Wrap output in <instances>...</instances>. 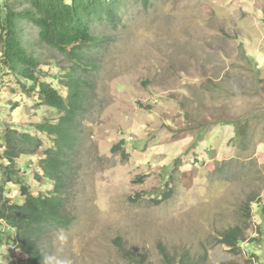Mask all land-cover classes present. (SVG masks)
<instances>
[{"label": "rangeland", "instance_id": "1", "mask_svg": "<svg viewBox=\"0 0 264 264\" xmlns=\"http://www.w3.org/2000/svg\"><path fill=\"white\" fill-rule=\"evenodd\" d=\"M121 6L118 24L92 28L101 44L85 53L96 68L82 74L92 92L69 185L76 220L47 232L42 264H175L184 256L264 264V221L254 214L264 204V0ZM18 24L23 45L41 62V80L64 77L72 66L66 57L35 26ZM58 118L0 66L6 200L23 205L24 183L36 194L54 187L39 176L41 152L5 158V130L35 134V125ZM237 226L241 253L221 239ZM15 239L0 221V264H27Z\"/></svg>", "mask_w": 264, "mask_h": 264}, {"label": "trees", "instance_id": "2", "mask_svg": "<svg viewBox=\"0 0 264 264\" xmlns=\"http://www.w3.org/2000/svg\"><path fill=\"white\" fill-rule=\"evenodd\" d=\"M3 1L0 5V66L14 75L24 93H37L42 105L59 113L58 119L35 125V134L7 128L2 136L4 156L10 162L41 152L39 176L53 183V190L36 194L23 182V205L6 200L5 189L0 185V221L15 229V247L27 255V264H42L41 246L47 232L68 230L76 220L70 208L72 191L69 185L73 157L78 151V138L92 92L90 81L82 74L91 73L96 68L91 67L94 66L92 59L85 53L101 44L92 28L95 23L118 24L123 0ZM18 6L24 9L19 10ZM22 21L35 26L40 40L72 64L64 77H54L49 82L41 80V62L28 52L19 35L18 23ZM254 214L264 221V204H258ZM221 239L222 244L236 253L242 252L245 242L242 227L227 230ZM175 264L199 263L190 262L184 256Z\"/></svg>", "mask_w": 264, "mask_h": 264}, {"label": "crops", "instance_id": "3", "mask_svg": "<svg viewBox=\"0 0 264 264\" xmlns=\"http://www.w3.org/2000/svg\"><path fill=\"white\" fill-rule=\"evenodd\" d=\"M20 264H24V259H22L21 263Z\"/></svg>", "mask_w": 264, "mask_h": 264}, {"label": "clouds", "instance_id": "4", "mask_svg": "<svg viewBox=\"0 0 264 264\" xmlns=\"http://www.w3.org/2000/svg\"><path fill=\"white\" fill-rule=\"evenodd\" d=\"M60 239H64L63 235L60 236Z\"/></svg>", "mask_w": 264, "mask_h": 264}]
</instances>
